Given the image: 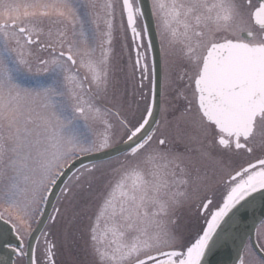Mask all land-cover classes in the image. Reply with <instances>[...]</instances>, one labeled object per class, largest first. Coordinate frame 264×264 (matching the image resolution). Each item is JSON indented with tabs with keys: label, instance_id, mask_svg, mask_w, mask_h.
<instances>
[{
	"label": "snow or ice",
	"instance_id": "obj_1",
	"mask_svg": "<svg viewBox=\"0 0 264 264\" xmlns=\"http://www.w3.org/2000/svg\"><path fill=\"white\" fill-rule=\"evenodd\" d=\"M0 201V264H264V0H0Z\"/></svg>",
	"mask_w": 264,
	"mask_h": 264
},
{
	"label": "rangeland",
	"instance_id": "obj_2",
	"mask_svg": "<svg viewBox=\"0 0 264 264\" xmlns=\"http://www.w3.org/2000/svg\"><path fill=\"white\" fill-rule=\"evenodd\" d=\"M16 2L22 3V2H28V0H16ZM126 59L127 57L125 56V60ZM173 71H174V78H175L181 71V67L176 66L174 67ZM35 72L36 70L34 68L33 74H35ZM131 90H132V84L130 82L129 91ZM180 150H183V145L180 146ZM0 208L2 211H7L8 213L15 215L14 210L10 209L8 205L3 203L2 201H0ZM195 211L196 209L194 206L192 207L191 210H189L188 208L181 209L179 215L181 217L182 224L185 222L187 217L192 216L195 213ZM89 212L90 214L97 213V212L101 213V219L99 220L98 228H97L98 238L105 242L108 240H111L112 239V236H111L112 220H111L110 209L101 210L97 208L96 206H93L92 208H90ZM88 223L89 221L86 218L80 226L82 234L78 237L77 246L71 249L66 248L64 252L62 253V255L60 256V259L64 262V264H91L92 257L90 255H88V257H85L84 255L80 253L81 244H83V246L87 245V243H84V242L87 241ZM258 230H264V225H260ZM257 242L259 245H264V236H260V238L257 239ZM85 249L86 247H84V250Z\"/></svg>",
	"mask_w": 264,
	"mask_h": 264
},
{
	"label": "water",
	"instance_id": "obj_3",
	"mask_svg": "<svg viewBox=\"0 0 264 264\" xmlns=\"http://www.w3.org/2000/svg\"><path fill=\"white\" fill-rule=\"evenodd\" d=\"M148 3H149V0H148ZM153 43L156 46V52L158 55V53H159L158 42L154 39ZM49 210H51V209H49ZM249 223L251 225L252 221L250 220ZM259 223H260V211H257L256 220H255V227H253V229H252L254 242H255V240H254L255 230H256V227ZM235 254H236V247L232 246L229 250H225V251L221 252L220 254H218L216 257H214V261L217 262V264H230V261L235 256Z\"/></svg>",
	"mask_w": 264,
	"mask_h": 264
},
{
	"label": "flooded vegetation",
	"instance_id": "obj_4",
	"mask_svg": "<svg viewBox=\"0 0 264 264\" xmlns=\"http://www.w3.org/2000/svg\"><path fill=\"white\" fill-rule=\"evenodd\" d=\"M151 1V0H150ZM0 211H2L1 210V208H0ZM84 243H87V241H85ZM84 247H86V249L84 250ZM88 250H87V245H84L83 246V244H81V250H80V253L82 254V255H84L85 257H88Z\"/></svg>",
	"mask_w": 264,
	"mask_h": 264
}]
</instances>
